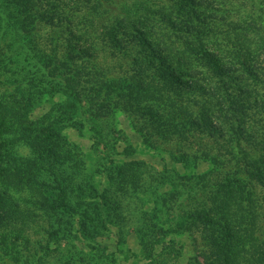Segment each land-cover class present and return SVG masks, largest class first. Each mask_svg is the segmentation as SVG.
<instances>
[{
    "label": "rangeland",
    "instance_id": "obj_1",
    "mask_svg": "<svg viewBox=\"0 0 264 264\" xmlns=\"http://www.w3.org/2000/svg\"><path fill=\"white\" fill-rule=\"evenodd\" d=\"M33 1L36 3L39 19L32 37L26 35L23 37L12 31H4L10 33H6L7 36H0L2 59L0 60V106L17 113L16 117H13L12 114L1 111L0 116L8 127V133L15 136L18 130L27 124L36 127L39 121L37 127L48 125L47 127L51 128L53 121L62 120V124L65 125L60 130L63 142L59 149L64 158L62 160H64L65 173L74 171L71 177L77 185L84 187L93 196L101 193L104 195L103 198L109 199L111 209L108 213L109 218H112L109 225L94 230L98 231V234H92L89 242H86L78 233V221L73 219L76 214L62 213L61 223H72L71 231L67 234L64 231H62L64 234L58 233L61 236L56 244L52 237V248L47 252V257L42 258V262L47 264H90L92 261L95 264H196V262L225 264L214 259L215 253L210 254L212 247L208 245L201 232L204 227L197 214L202 211L206 213L204 209L206 207L218 216V205L225 203L227 195H232V192L226 193L222 185V182L228 181L234 187L241 188L244 194L250 191L247 196L249 201L255 203L254 212L257 214L252 238L264 245V183H262L264 177H258L257 173L258 168L264 171V109L256 111L255 114L249 113L244 119L246 132L239 139L238 150L234 154L239 157V161L237 165H231L230 175H223L224 169L219 171L218 168L207 175L202 186L195 185L198 176L213 166L210 158L208 161H200L195 156L199 158L206 152L210 156L212 154L215 156L219 150L225 149L227 144H232L230 142L232 139L227 134L225 137L215 138L189 124L188 120L191 116L189 114L198 116L202 102L204 103L203 99L197 104L185 99L182 103L184 107L176 110L175 105L159 97L160 93L166 94L161 83L147 81V78L140 79L135 74L137 63L132 56L135 53L133 50L137 48L136 42H128L125 40L126 37L116 41L112 33L116 32L120 25L134 31L133 22L142 18L143 10L136 11L129 8L127 12H115L116 17L112 24L113 17L104 16L101 23L106 22L104 26H108L110 30L101 36L100 28L94 33L93 30H85L83 26L78 25L86 11L83 5L86 0ZM157 1V7L161 8L162 0ZM224 1L223 6L219 4V14L229 11L230 19L243 29L238 31L248 34L251 39L257 41V37L254 36L255 25L249 23L253 16L256 25H263L258 30V34L264 37V24H262L264 20L256 18L258 15L264 16V0ZM2 3L0 1V4ZM163 3L164 6L168 5V1L164 0ZM6 4L5 2L2 4V7L6 8L5 11L8 10ZM157 14L148 13L143 17V25L137 22L136 26L142 30L145 28L148 40L150 38L154 43L161 46L175 45L178 50L186 48L184 40L191 35L178 30L180 24L176 29L166 27L165 22L161 21ZM175 34L179 36L176 37ZM123 47H130L133 50L125 51L126 56ZM207 47L212 51L216 50L212 42H208ZM55 49L60 58L66 56L74 58V63L81 71V78L84 80L82 85L88 87L101 81L120 84L126 92L125 96L122 95L123 91L114 95L121 102L120 107L96 122L92 121L83 99L79 107L72 108L68 95L61 91L62 80H52L48 77L39 62L40 58L34 56L37 52L43 57L53 53ZM249 50L253 56H256L255 54L261 53V46L252 43ZM218 54L226 56L221 51ZM262 55H259V59ZM178 56L180 58L178 59L176 55L174 61L181 69L194 68L191 64L195 60L191 56L180 53ZM11 59L13 64L8 62ZM15 59L20 62L24 59L25 62H21L24 66H29L30 70L36 69V74L45 78L44 92L41 96H37L40 105L36 107H31V104L25 102L26 100L21 98L11 83L10 78L13 76L11 71L16 70ZM251 59L249 57V63ZM236 66L239 67L238 64ZM20 73L26 74L24 70ZM260 76L263 81L254 88L260 95L257 103L264 108V66ZM134 83L135 85H132ZM133 86L135 88H132ZM144 90L147 93H143ZM132 97L137 98L136 102H143L147 106L158 105L163 118L169 120L166 121L167 123L179 125V133L175 128L165 129L153 123L142 110H133L126 106V98L132 99ZM52 107L56 109L54 114ZM215 114L218 116V113ZM213 122L225 128L229 126L227 122L222 124L220 120L214 119ZM144 134L148 141L143 140ZM14 146L24 159L33 158L34 152L21 140L16 139ZM183 153L188 158L187 162L181 163L174 159L179 158ZM120 166L125 167V175L116 172ZM47 172L43 170L41 176L46 175ZM47 176L43 180L49 179ZM166 180L171 182L172 188L181 195L179 201L168 208L162 207L159 199L161 192L166 193L171 188L170 183H165ZM10 189L12 197L22 204L23 209H28V214L24 218L25 223L22 220L19 225L23 229L20 234L10 237L11 241L8 242L12 244L11 246L4 247L1 243L3 233L11 236L10 229H0V264L11 263L10 260L12 264H37L31 258L32 246L36 242L43 243L45 238H50L51 230L52 234H55L54 232L60 229L59 224L54 217L49 220L40 215L36 200L28 188L10 187ZM86 191L85 193L88 194ZM93 196L86 195V200ZM55 197V194H52L53 207L57 205L53 201ZM239 200L235 198L234 202ZM240 202L243 204L246 201L241 199ZM237 205L234 203V206ZM245 210H249L248 207ZM177 213L185 217L182 223L177 225L180 229L177 227L171 232L168 227L170 228L176 220L170 221V219L177 218ZM240 213L246 218V213ZM49 224H52V227ZM92 252L95 255L91 260Z\"/></svg>",
    "mask_w": 264,
    "mask_h": 264
},
{
    "label": "trees",
    "instance_id": "obj_2",
    "mask_svg": "<svg viewBox=\"0 0 264 264\" xmlns=\"http://www.w3.org/2000/svg\"><path fill=\"white\" fill-rule=\"evenodd\" d=\"M0 1L3 2L2 4L7 3L6 6H8V10L5 11L6 8L0 4V36H7L6 33H10L4 31H12L21 34L23 37L26 35L31 38L39 19L36 3L33 0ZM50 1L52 2V0ZM163 1L160 4L161 8H159L157 7V0H130L129 2L128 0H86L83 3L86 11L78 25L83 26L85 30H93L94 33L100 28L102 31L100 35L103 36L110 30L108 26H104L106 22L101 23L104 16L113 17L112 24L116 17L115 12H127L129 8L136 11L143 10L141 12L142 18H138L136 22H133L134 31L118 24L120 25L119 28L117 29V25V31L112 33L116 41L123 40L126 37V41L136 42L137 48L134 50L130 47H123L126 56L125 51L132 52L133 50L135 52L132 56L137 63L135 74L140 79L147 78V81L161 83L166 94L160 93L159 97L161 100H168L172 105H175L176 110H181V107H184L182 103L185 99L195 104L203 99L204 103L202 102L198 116L194 117L189 114L191 115L188 120L189 124L192 127H198L206 131L215 138H222L227 134L232 139L230 141L232 144H227L226 148L219 150L215 156L214 154L210 156L208 152L203 153L199 158L195 156L200 161H208L210 158L213 163L210 170H206L196 179L195 185L202 186L207 179V175L218 168L219 171L224 169L223 175H230L231 165H237L239 161V157L234 156V154L238 150L239 139L246 132L244 119L248 117L249 113L255 114L256 111L264 109L257 103L260 95L254 88L263 81L260 73L264 66V37L262 34H258V30L263 25H256L253 16L252 20L249 21V23L255 25L253 28L254 36L257 37L256 41V39H251L248 34L239 32L243 29L230 19L229 11L219 14V4L223 6L224 0H165L168 1L167 6H164ZM148 13L153 15L158 13L159 19L165 22L166 27L176 29L180 24L178 30L189 36L191 35L184 40L186 48L178 50L175 45L161 46L154 43L150 38L148 40L146 29L143 28L142 30L136 26L137 22L144 23L143 17L147 16ZM256 18L261 19V21L264 20L262 15H258ZM97 26L99 27L97 28ZM175 36L178 37L179 34H175ZM208 42L215 45V51L207 47ZM251 42L256 43L259 47L261 46L263 55L260 53L253 56L249 50ZM219 51L226 56H220ZM56 52L55 49L53 53L43 57L35 52L34 56L37 59L40 58L39 62L43 65L44 73L48 77H51L52 80H62V83H60L62 85L61 91L68 95L72 108L79 107L83 99L92 121L96 122L120 107L121 102L114 97L115 94L123 91L120 84L101 81L100 85L96 83L97 85L91 84L86 87L82 85L84 80L81 78V71L74 63V58L72 56L60 58ZM178 53L191 56L195 60L192 64L190 63L194 68L181 69L180 65L174 61L176 55L178 59L180 58ZM259 55H262L260 59ZM249 57L252 58L250 63ZM0 60H2L1 56ZM15 61L16 70L11 71V75H13L10 78L11 83L21 98L31 104V107L40 105L37 96H41L44 92L45 85L43 82H45V78L36 74V69L30 70L29 66H24L21 63L25 62L24 59L21 62L16 59ZM255 61L257 63H254ZM8 62L14 63L12 59ZM259 64L262 65L258 66ZM21 70H24L26 74H21ZM132 85H135V83ZM132 88H135V86ZM143 93L147 92L144 90ZM122 95L125 96L126 92L123 91ZM135 99L137 98H126V106L133 110H142L153 123H157L165 129L175 128L179 133V125L172 122L167 123L169 120L163 118L158 105L147 106L143 102H136ZM0 107H2L0 113L6 111L16 117L17 113L15 111H8L4 109V106ZM52 112L53 114L56 112L54 107H52ZM215 113H218V116ZM214 119L220 120L222 124L227 122L229 126L226 128L223 125L219 126L213 122ZM38 122L36 127L32 124L23 126L15 136L8 133V127L1 118L0 178L3 179L0 180V229H10L11 236L3 233L1 243L4 247L6 245L11 246L12 244L8 241H11L10 237L20 234L23 230L19 225L22 220L25 223L24 218L27 217L28 209H23L22 204L12 197L10 187L14 189L28 188L36 200L35 203L40 215L49 220L54 217L60 227L58 231H53L55 234H52L51 230L50 238H45L43 243L36 242L31 248V258L37 264H47V262H42V258H46L47 252L52 248V237L54 238L53 242L56 244L61 236L58 233L64 231L67 234L71 231L72 223H61L62 213L76 214L73 219H77L78 233L86 242H89L88 240L92 237V234H98V231L94 230L102 226L105 227L106 224L109 225L112 218H109L108 213L111 209L109 199L103 198L104 195L101 193L93 196L84 187L77 185L71 177L74 171L65 173L64 160H62L64 158L59 149L63 142V135L60 130L65 125L62 124V120L56 119L53 121L51 128L47 127L48 125L37 127ZM234 122L236 123L234 124ZM16 139L21 140L31 148L34 152L33 158L26 160L22 154L18 153L16 146H14ZM143 140L148 141L145 134ZM174 159L181 163L188 161L184 153L179 158ZM232 160H234V163H232ZM43 170L48 172L46 175L41 176ZM116 172L125 175V167L120 166ZM257 173L258 177H264V171L259 168ZM46 176L49 179L43 180ZM165 183H170L171 188L166 193L161 192L159 199L161 206L168 208L173 203H177L181 195L175 188H172L173 184L171 182L166 180ZM222 185L226 193L232 192V195H227L225 203L218 205V216L206 207L204 208L206 213L202 211L197 214L204 227L201 232L205 236L208 245L212 247L210 254L215 253L214 259L225 264H264V245L257 243L252 238L257 214L254 212L255 203L252 200L249 201V196H247L250 191L248 190L247 194H244L240 190L241 188L234 187L230 181L227 183L222 182ZM52 194L56 196L53 200L57 203L55 207L52 205ZM86 195L93 197L86 200ZM235 198H238V200L245 199L246 202L243 204L240 200L234 202ZM234 203L238 205L234 206ZM246 207L249 210H245ZM240 212L246 213V218ZM184 217L185 215L178 214L177 218L170 219V221H176L170 228L168 227V230L174 232L177 227L179 228L177 225H180ZM49 226L52 227V224H49ZM12 228H15V230H12ZM62 234L64 233L62 232ZM94 252L90 255L91 260L94 259ZM9 262L11 263L7 262V264H12V260ZM90 264H95V262L92 261Z\"/></svg>",
    "mask_w": 264,
    "mask_h": 264
}]
</instances>
